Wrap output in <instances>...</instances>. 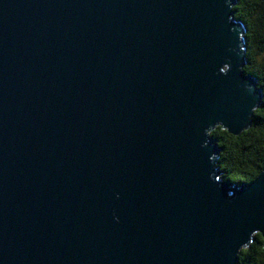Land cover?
Masks as SVG:
<instances>
[{"label":"water","instance_id":"water-1","mask_svg":"<svg viewBox=\"0 0 264 264\" xmlns=\"http://www.w3.org/2000/svg\"><path fill=\"white\" fill-rule=\"evenodd\" d=\"M236 4L0 0V264H240L264 246V166L223 179L211 134L262 104Z\"/></svg>","mask_w":264,"mask_h":264},{"label":"trees","instance_id":"trees-1","mask_svg":"<svg viewBox=\"0 0 264 264\" xmlns=\"http://www.w3.org/2000/svg\"><path fill=\"white\" fill-rule=\"evenodd\" d=\"M234 17L247 26L244 72L255 75L263 89L261 106L254 110L251 126L239 135L217 127L211 134L222 147L218 164L223 179L250 182L264 166V0H237ZM240 264H264L263 238L256 233L249 247L240 250Z\"/></svg>","mask_w":264,"mask_h":264},{"label":"clouds","instance_id":"clouds-1","mask_svg":"<svg viewBox=\"0 0 264 264\" xmlns=\"http://www.w3.org/2000/svg\"><path fill=\"white\" fill-rule=\"evenodd\" d=\"M233 193L232 192H229V195H232Z\"/></svg>","mask_w":264,"mask_h":264},{"label":"bare ground","instance_id":"bare-ground-1","mask_svg":"<svg viewBox=\"0 0 264 264\" xmlns=\"http://www.w3.org/2000/svg\"><path fill=\"white\" fill-rule=\"evenodd\" d=\"M263 99V98H262Z\"/></svg>","mask_w":264,"mask_h":264}]
</instances>
